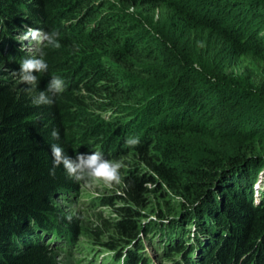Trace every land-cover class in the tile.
I'll return each mask as SVG.
<instances>
[{
    "label": "trees",
    "instance_id": "obj_1",
    "mask_svg": "<svg viewBox=\"0 0 264 264\" xmlns=\"http://www.w3.org/2000/svg\"><path fill=\"white\" fill-rule=\"evenodd\" d=\"M29 29L56 30L61 45L44 50L48 71L37 74L31 92L18 83L29 57L15 40ZM0 63L17 77L0 83V264H60L81 234L52 206L79 191L62 165L50 174L53 143L73 158L94 151L109 160L134 157L120 182L123 203L111 207L115 233L100 244L114 262L151 264L143 233L165 239L162 256L172 264H264V192H254L264 132L246 131L245 142L237 137L243 130L214 132L187 102L191 77L213 91L211 80L225 74L254 79L264 102V0H0ZM141 66L142 82L126 84ZM53 75L65 91L52 105H35ZM176 92L185 99L176 112L183 111L157 125L159 97ZM130 101L140 106L121 113ZM189 113L195 127L184 123ZM193 134L196 140L186 138ZM129 137H139V146H126ZM228 137L234 147L224 151ZM146 184L165 187L171 208L143 215Z\"/></svg>",
    "mask_w": 264,
    "mask_h": 264
},
{
    "label": "rangeland",
    "instance_id": "obj_2",
    "mask_svg": "<svg viewBox=\"0 0 264 264\" xmlns=\"http://www.w3.org/2000/svg\"><path fill=\"white\" fill-rule=\"evenodd\" d=\"M21 39L22 40L18 39V41L21 51L25 54L24 56H34L36 47L34 42L24 37ZM15 40H17V38H15ZM6 49L7 48H5V50ZM144 68L146 67H138V69L135 70L138 74V79L126 84L136 85L141 83V79L144 78L142 75ZM134 76L136 77L137 75ZM16 80V74L11 71L9 65L0 63V83ZM189 80L196 83V86L194 90L191 91L193 100H187V102L194 106L196 112V114L194 112L195 117H203L200 123H203L205 120V122L211 125L210 127L214 132L220 133H233L243 130L244 132H239L237 134V137L242 142L246 141L244 139L246 131L253 130L256 134L264 132V102L258 94L259 90L257 89V84L254 79H250L251 81L249 82L245 79V76L241 78L240 76L231 77L226 74L220 75L219 78L211 80L212 87L215 88L213 91L209 87L210 83L205 86V82L195 77H191ZM19 81L20 80H18V83ZM142 84H140V86ZM138 89L140 90V88ZM138 89L137 91L142 94L148 92L143 89L139 91ZM179 93L180 92H176L174 93L175 95L166 97V94H164L159 97L160 99L157 102L159 115L154 119L157 125H164L173 117L176 118L180 116L178 112L183 111V109L179 108L180 111L176 112L175 108H178L176 107V102L185 99H179L177 97ZM134 95L136 94H133V97ZM139 106L140 105H137L134 101H130L126 107L120 106V111L121 113H125V111H122V108L135 110ZM110 115L111 114H108V116ZM125 115H123V119ZM193 117H191L189 113V115H186V118H184L186 121L184 123L187 124L188 121L192 123L190 126L195 127L197 124L191 121ZM261 123L262 125H260ZM240 124L242 126L239 129L238 127ZM186 138H190L188 140L192 141L196 140L198 137L196 134H193L191 137L186 136ZM232 141L234 142V140L229 139V137L226 138V141L220 143L221 148L224 151H231L234 147L231 143ZM192 148L194 150L197 149L196 146ZM133 158L134 157L127 154L120 160L124 164V167L120 170L121 176L124 175V172H130L132 167V163L130 162ZM76 184L79 188L78 193L74 194L72 197L69 195L60 196L59 199L57 198L52 202V206L57 210L56 213L58 216L60 215V218L76 223L81 228V234L77 236V241L71 246V250L66 254H61L58 257V261L60 264H120L114 262L111 253L100 245L108 241L110 237L112 238L115 233L111 225L116 216L111 213V207L115 208L123 203V201L119 199L121 193L120 183L109 186L103 182L88 184L83 181H76ZM256 186L257 187H254V192L256 188L259 189L258 193L260 197L261 193L264 192V170L259 174ZM145 188L142 203L139 208V211L143 215H148L158 209L164 211L166 208H171L170 202L174 199L170 196L165 187L160 186V184H146ZM101 201H107L111 203V206H101ZM150 223L151 222L147 221L145 224ZM100 225H103V229L99 233L103 235L100 238H94L95 233L93 230H96ZM140 237L145 246L143 251L144 254L153 261L151 264H172L170 259L162 256L161 249L165 239L163 241L159 234L147 236L142 233ZM47 242V239L44 240V243ZM174 258L175 257H173V259Z\"/></svg>",
    "mask_w": 264,
    "mask_h": 264
},
{
    "label": "clouds",
    "instance_id": "obj_3",
    "mask_svg": "<svg viewBox=\"0 0 264 264\" xmlns=\"http://www.w3.org/2000/svg\"><path fill=\"white\" fill-rule=\"evenodd\" d=\"M59 32L53 30L50 33L43 32L39 29H29L25 38L31 37L36 45V55L25 58L17 72L20 81L30 87L26 90L31 92L35 90L39 83L37 74H44L48 71V64L44 59L46 48L59 49L61 47L58 37ZM66 89V83L63 78L53 75L47 83L46 91H40L33 98L35 105H52L53 98L62 94ZM50 94V95H49ZM54 140H59L60 133L53 129L50 133ZM128 147H137L140 144L139 137H129L125 141ZM51 154L53 157V169L63 166L67 175L77 181L92 184L94 182H103L106 185L119 184L122 180L121 169L124 167L122 161L106 159L102 152L94 151L91 154L78 153L75 158L68 156L64 148L56 143L51 145Z\"/></svg>",
    "mask_w": 264,
    "mask_h": 264
},
{
    "label": "bare ground",
    "instance_id": "obj_4",
    "mask_svg": "<svg viewBox=\"0 0 264 264\" xmlns=\"http://www.w3.org/2000/svg\"><path fill=\"white\" fill-rule=\"evenodd\" d=\"M16 38H18V39L22 40V39H21L22 37H16Z\"/></svg>",
    "mask_w": 264,
    "mask_h": 264
}]
</instances>
